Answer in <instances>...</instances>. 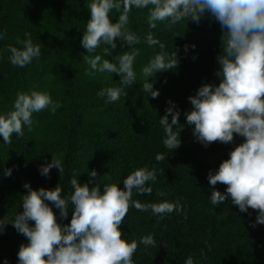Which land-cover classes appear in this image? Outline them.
Returning a JSON list of instances; mask_svg holds the SVG:
<instances>
[{"label": "trees", "instance_id": "1", "mask_svg": "<svg viewBox=\"0 0 264 264\" xmlns=\"http://www.w3.org/2000/svg\"><path fill=\"white\" fill-rule=\"evenodd\" d=\"M91 2L0 0V33L7 34L0 39V114L13 110L17 92L32 89L47 92L61 105L54 115L49 109L34 112L32 131L24 126V135L17 137L14 133L10 144L5 145L0 136V220L12 219L23 212L21 202L28 191L23 187L26 182L33 190H53L58 185L67 197L73 191L70 183L73 178L89 187L111 182L124 190L123 179L133 170L156 168V180L145 185L152 188L151 194L134 191L132 199L142 204L179 201L182 211L166 213L161 218L151 210L129 207L120 230L122 239L138 244L132 257L134 264H185L189 256L194 264H264V224L251 226L256 222L258 210L249 208L241 212L230 199L218 206L210 201L213 187L223 194L227 185L219 182L210 185L209 171L215 174L220 163L245 138L234 133L231 143L216 141L205 147L193 135L194 125L186 132L185 113L192 110L188 97L195 95L203 84L220 82L215 73L220 68L217 56L224 48L221 26L205 13L199 23L186 19L166 28L165 23L157 22V27L151 29L147 23L148 9L133 8L128 27L141 37L135 45L139 55L133 65L137 79L125 89L126 96L105 103L106 97H98L97 93L121 85L116 73L85 75L91 69L83 59L87 50L80 41L90 19ZM109 17L114 23L118 13L113 10ZM149 32L165 44L166 52L171 54L173 50L178 58L175 69L148 78L159 91L156 98L142 87L145 80L142 67L160 52L159 45L150 47L144 40ZM25 33H31L34 44H41L42 54L25 67L13 66L7 48L9 45L21 48L17 39H26ZM116 44L111 56L103 55L106 47L103 43L95 54L115 63L116 56L132 51L119 39ZM168 101L179 109L180 127L183 125L181 145L171 151L163 144L166 136L159 122L169 107ZM168 119L171 122V115ZM160 153L166 159L157 162L155 157ZM214 154L220 155L212 162L208 156ZM52 158L59 160L64 170L60 174L54 167L50 178L45 177L39 169ZM5 169H11L10 176H5ZM93 169L98 175L89 183L88 173ZM159 192L165 195L160 196ZM45 203L52 208L58 224L70 223L71 205L68 217L62 219L50 201ZM149 234L154 236L156 247L146 248L139 243L142 236ZM28 243L27 237L7 224L0 233V264H5V260L7 264H19V248Z\"/></svg>", "mask_w": 264, "mask_h": 264}, {"label": "clouds", "instance_id": "2", "mask_svg": "<svg viewBox=\"0 0 264 264\" xmlns=\"http://www.w3.org/2000/svg\"><path fill=\"white\" fill-rule=\"evenodd\" d=\"M88 8L90 19L80 41L87 50L83 59L91 69L85 75L116 73L121 85L103 88L97 93L98 97H106L105 103L126 96L125 89L137 79L133 65L139 55L135 45L140 43L141 37L128 27L133 8L148 9L147 23L151 29L157 27V22L165 23L166 28L186 19L199 23L205 13L219 23L224 32V48L223 53L217 56L220 68L215 75L220 82L218 85L203 84L195 95L188 97L192 110L185 113L186 123L194 125L193 135L205 147L216 141L231 143L234 133L245 138L229 153V158L220 163L215 174L209 171L210 185L215 186L218 182L227 185L223 194L213 187L210 201L218 206L230 199L241 212H247L249 208L258 210L256 222L251 226L264 224V0H92ZM113 10L118 13L114 23L109 17ZM6 35V32L0 33V39ZM25 37L22 41L17 39L21 48L11 45L7 48L11 53L8 59L13 66L25 67L42 54L41 44L32 42L31 33H25ZM117 39L132 51L116 56L115 63L95 54L103 43L106 46L103 55L111 56V50L117 48ZM144 40L150 47L159 45L160 48V52L141 69L145 78L143 91L156 98L159 91L154 89L148 78L157 72L175 69L178 58L175 51L172 50L171 54L166 52L165 44L154 38L151 32L145 35ZM52 78L50 75L49 79ZM168 104L159 122L166 136L163 144L171 151L181 145L179 136L183 125L180 127L179 109L172 101ZM60 107V103L54 102L47 92L35 89L17 92L13 110L0 114V136L4 144L12 142L14 133L22 137L24 126L32 131L34 112L49 109L54 115ZM155 159L164 161L166 156L160 153ZM54 167L60 174L64 170L61 162L53 158L39 170L50 178V170ZM157 171L147 167L133 170L123 179L124 190L111 182L89 187L73 178L70 181L73 191L67 197L62 195V188L58 185L53 190H33L26 182L23 187L28 191L22 195L21 202L23 212L16 213L12 219L0 220V233L10 223L18 233L28 238L29 243L22 244L17 253L19 264H134L132 257L138 244L135 240L128 242L122 239L120 230L129 207L145 212L151 210L153 215L161 218L166 213L182 211L179 201L142 204L132 199L134 191L151 194L152 188L145 185L156 180ZM4 174L10 176L11 169H5ZM88 174L89 183L98 175L94 169ZM108 180L111 181V177ZM158 195L165 193L159 192ZM45 201H50L59 210L62 219L68 217L71 205L70 223L58 224L52 208ZM139 243L146 248L157 246L152 234L142 236ZM185 264H194L191 256Z\"/></svg>", "mask_w": 264, "mask_h": 264}, {"label": "rangeland", "instance_id": "3", "mask_svg": "<svg viewBox=\"0 0 264 264\" xmlns=\"http://www.w3.org/2000/svg\"><path fill=\"white\" fill-rule=\"evenodd\" d=\"M191 126H192V125H189V124L186 123V132L189 131V129L191 128ZM219 155H220V154L210 155V156H208V159H209L210 161H212V162H215V161L218 159Z\"/></svg>", "mask_w": 264, "mask_h": 264}]
</instances>
